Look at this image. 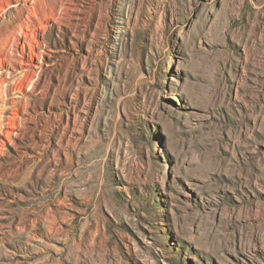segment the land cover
<instances>
[{"label": "rangeland", "instance_id": "1", "mask_svg": "<svg viewBox=\"0 0 264 264\" xmlns=\"http://www.w3.org/2000/svg\"><path fill=\"white\" fill-rule=\"evenodd\" d=\"M1 116L0 264H264V0H0Z\"/></svg>", "mask_w": 264, "mask_h": 264}, {"label": "bare ground", "instance_id": "2", "mask_svg": "<svg viewBox=\"0 0 264 264\" xmlns=\"http://www.w3.org/2000/svg\"><path fill=\"white\" fill-rule=\"evenodd\" d=\"M21 30H23V28H21ZM4 118H5V116H1L0 117V124L1 125H3L2 123H3V121H4ZM0 127H2V126H0ZM4 127V126H3Z\"/></svg>", "mask_w": 264, "mask_h": 264}]
</instances>
